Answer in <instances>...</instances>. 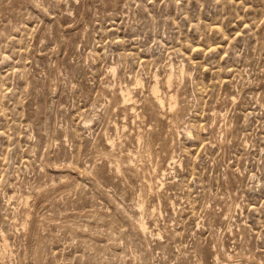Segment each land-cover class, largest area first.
I'll use <instances>...</instances> for the list:
<instances>
[{"label":"rangeland","instance_id":"obj_1","mask_svg":"<svg viewBox=\"0 0 264 264\" xmlns=\"http://www.w3.org/2000/svg\"><path fill=\"white\" fill-rule=\"evenodd\" d=\"M0 264H264V0H0Z\"/></svg>","mask_w":264,"mask_h":264},{"label":"bare ground","instance_id":"obj_2","mask_svg":"<svg viewBox=\"0 0 264 264\" xmlns=\"http://www.w3.org/2000/svg\"><path fill=\"white\" fill-rule=\"evenodd\" d=\"M172 74H170V76L168 77V79H167V82L168 83H171L172 82ZM158 88L156 87L155 88V95H156V101L157 102H155L154 101V103H158V105H164V102H163V100L158 96ZM124 92V91H123ZM127 92V93H126ZM126 92L125 93H122V95H121V97H122V99L123 100H126L127 101V99L130 97V92H128V90H126ZM171 100V99H170ZM170 102H172V101H170ZM177 104V102L175 101L174 103H173V105H176ZM160 107V106H159ZM143 208H144V206H143ZM139 228L141 229V231L142 232H145V228H146V226H145V224H144V222L143 221H141L140 223H139ZM149 228V227H148ZM139 229V230H140ZM148 230V229H147ZM141 232V233H142Z\"/></svg>","mask_w":264,"mask_h":264}]
</instances>
